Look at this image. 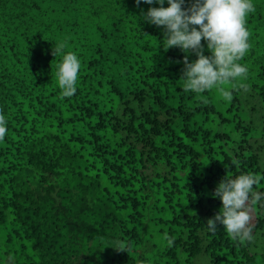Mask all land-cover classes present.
Wrapping results in <instances>:
<instances>
[{
    "label": "trees",
    "instance_id": "1",
    "mask_svg": "<svg viewBox=\"0 0 264 264\" xmlns=\"http://www.w3.org/2000/svg\"><path fill=\"white\" fill-rule=\"evenodd\" d=\"M252 3L246 75L196 93L182 77L196 54L165 50V26L144 18L158 0H0V264H264V196L249 194L252 241L206 223L222 179L252 173L264 193V0ZM69 52L81 67L64 97Z\"/></svg>",
    "mask_w": 264,
    "mask_h": 264
},
{
    "label": "clouds",
    "instance_id": "2",
    "mask_svg": "<svg viewBox=\"0 0 264 264\" xmlns=\"http://www.w3.org/2000/svg\"><path fill=\"white\" fill-rule=\"evenodd\" d=\"M145 2L151 5L153 0ZM136 3L139 6L140 0H136ZM158 3L160 7L149 8L144 18L155 25L165 26V50L179 46L184 52L191 51L197 56L192 62L187 56L184 57L182 77L186 80L185 92L191 90L203 93L230 79L246 75L247 67L238 61L249 49L246 17L254 11L252 0H195L187 8L182 7L184 0H168L167 7L163 6L164 0H158ZM202 38L207 41V48L212 55L204 54ZM80 67L76 54L69 52L63 56L57 74L62 96L71 97L75 94ZM221 91L226 99L231 100V91ZM6 124L5 114L0 110V141L5 138ZM258 183L259 177L252 173H242L234 179H222L214 192V196L221 198L222 208L207 219L209 231L215 233L217 226L222 225L234 239L252 241L254 237L248 201L250 193L252 204L264 196V193L253 191V186Z\"/></svg>",
    "mask_w": 264,
    "mask_h": 264
}]
</instances>
